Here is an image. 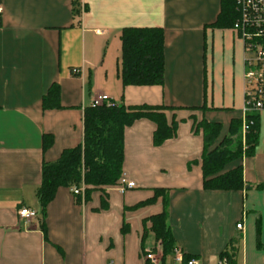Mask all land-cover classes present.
<instances>
[{"label": "crops", "instance_id": "crops-1", "mask_svg": "<svg viewBox=\"0 0 264 264\" xmlns=\"http://www.w3.org/2000/svg\"><path fill=\"white\" fill-rule=\"evenodd\" d=\"M73 1L0 2V264H185L175 253L161 262L151 217L164 203L156 190L168 194L175 248L196 264H220L233 240V264H264V189L256 188L264 183V110L255 154L228 165L242 164L251 187L203 186L198 124L220 123L221 139L245 105L244 44L232 27L215 25L222 0H78L79 14ZM125 27L164 29V84L123 86ZM54 84L61 107L44 109ZM99 95L126 107L162 106L176 132L156 146L157 124L135 120L124 131L121 174L135 186L92 188L88 200L61 186L44 216L43 163L82 143L85 108ZM21 208L37 214L26 220Z\"/></svg>", "mask_w": 264, "mask_h": 264}, {"label": "trees", "instance_id": "trees-1", "mask_svg": "<svg viewBox=\"0 0 264 264\" xmlns=\"http://www.w3.org/2000/svg\"><path fill=\"white\" fill-rule=\"evenodd\" d=\"M1 1V0H0ZM74 10L79 14L78 0H74ZM238 17L236 0H222L221 12L215 25L232 27ZM2 16L0 15V26ZM122 55L119 76L123 86L162 85L165 81V32L160 27H125L121 33ZM60 87L51 86L43 97V108H58ZM162 106H130L122 102L105 101L90 105L84 111V137L81 144L66 149L54 162H44L42 181L37 189V197L45 216L48 204L54 199L59 187H80L86 185L85 198L89 199L92 188L114 185L121 177L124 162L125 128L139 118H149L157 124L154 144L162 145L174 136L177 123H167ZM248 129L243 134V118H234L228 132L219 139L222 126L218 122L201 121L204 151L202 154L203 186L206 190H241L246 185L242 164L232 168L228 165L253 156L259 142L260 118L258 112L247 114ZM264 189V183L256 185ZM162 194L164 210L151 217L152 230L157 241H161V262L174 253L176 241L168 224V194ZM45 230V229H44ZM238 242L231 241L230 247L221 255L233 264L238 254ZM191 257L184 254L183 262L188 264Z\"/></svg>", "mask_w": 264, "mask_h": 264}, {"label": "built area", "instance_id": "built-area-1", "mask_svg": "<svg viewBox=\"0 0 264 264\" xmlns=\"http://www.w3.org/2000/svg\"><path fill=\"white\" fill-rule=\"evenodd\" d=\"M236 11L238 17L232 29L243 42L245 49V105L243 108V134H245L248 129L247 114L264 110V0H236ZM0 15H2L1 3ZM73 72L77 73L79 70L73 69ZM105 101H111L109 96L99 95L92 104L99 105ZM116 184L122 193L135 186L134 182H127L123 177H120ZM85 188L86 185L82 184L80 187L74 186L72 191L75 194H83ZM36 214L34 210L28 208L18 210V215L26 220L35 217ZM237 227L241 228L242 223L237 224ZM174 253L176 260L183 262V252L175 248ZM147 257L152 262L157 260L153 250L148 252ZM188 264H196V262L190 260ZM220 264H229L228 259L222 258Z\"/></svg>", "mask_w": 264, "mask_h": 264}, {"label": "rangeland", "instance_id": "rangeland-1", "mask_svg": "<svg viewBox=\"0 0 264 264\" xmlns=\"http://www.w3.org/2000/svg\"><path fill=\"white\" fill-rule=\"evenodd\" d=\"M160 250L162 251V249L160 248Z\"/></svg>", "mask_w": 264, "mask_h": 264}]
</instances>
